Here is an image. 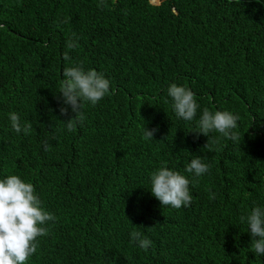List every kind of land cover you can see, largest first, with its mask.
<instances>
[{"label": "trees", "instance_id": "16d2710c", "mask_svg": "<svg viewBox=\"0 0 264 264\" xmlns=\"http://www.w3.org/2000/svg\"><path fill=\"white\" fill-rule=\"evenodd\" d=\"M100 3L0 0V179L33 184L56 217L28 264H264L240 221L264 207V0ZM76 66L111 86L68 132L75 114L60 85ZM172 83L194 93L193 121L175 115ZM204 108L237 116L239 140L213 132L206 149L210 137L196 133ZM13 112L30 134L12 129ZM145 129H157L153 139ZM195 157L209 165L200 177L185 170ZM161 167L190 181L189 206L153 196Z\"/></svg>", "mask_w": 264, "mask_h": 264}, {"label": "clouds", "instance_id": "9594fccd", "mask_svg": "<svg viewBox=\"0 0 264 264\" xmlns=\"http://www.w3.org/2000/svg\"><path fill=\"white\" fill-rule=\"evenodd\" d=\"M259 2V0H257ZM105 0H101L98 7H103ZM3 27V25H0ZM74 41H68L66 47L73 49L77 47ZM64 59L70 60L68 52L64 53ZM63 79L60 85V94L63 97L64 105L70 106L75 114L67 122V131L75 130L77 124L83 125L85 116L83 107L85 103L95 106L106 95L110 94V81L103 73L96 70L85 71L82 66L67 67L63 71ZM167 95L173 101L175 115L190 122L196 118L199 105L196 102L194 93L186 86H178L172 83L167 89ZM68 107H61V115H68ZM12 129L17 133L30 134L32 125L27 123L24 126L16 113H10ZM238 117L224 111L213 113L208 108L198 120L197 134L209 136L210 133H218L220 136L238 141L239 135L234 129L237 128ZM157 129H145L144 139H153ZM55 138V137H53ZM215 138L210 137L206 149L210 150ZM45 143V150L50 151L51 146ZM196 177L207 173L209 165L202 163L199 157H195L185 169ZM190 181L178 172L161 167L151 175V193L163 207L170 206L180 209L182 206H189L192 200L189 191ZM215 198V194L210 196ZM55 216L42 208L41 200L36 194L33 184L24 182L17 175H9L6 179H0V264H28L30 258L38 250V238L47 236L48 229L42 227L49 221H54ZM241 223L248 224L252 236L251 247L258 255H264V207H255L247 216H240ZM131 240L137 243L140 248L147 251L151 241L141 237L138 231L131 232Z\"/></svg>", "mask_w": 264, "mask_h": 264}]
</instances>
